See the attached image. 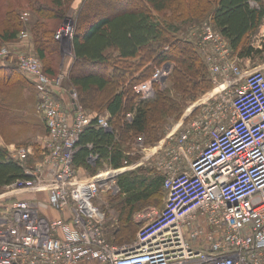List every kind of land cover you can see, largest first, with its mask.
I'll list each match as a JSON object with an SVG mask.
<instances>
[{"label":"built area","instance_id":"1","mask_svg":"<svg viewBox=\"0 0 264 264\" xmlns=\"http://www.w3.org/2000/svg\"><path fill=\"white\" fill-rule=\"evenodd\" d=\"M27 17L23 11L21 18ZM29 42L28 31H21L0 47V60L13 56L33 80L47 134L41 161L24 170L29 178L0 193V264H264V66L243 70L221 34L203 25L205 61L224 87L199 103L197 116L179 134L178 151H169L177 159L184 145L191 160L182 167L163 162V207L134 239L117 245L106 240L104 212L93 200L113 187L122 168L88 177L74 173L76 142L92 116L75 101L73 107L61 103L64 75L46 74ZM167 73V66L154 68L133 91L150 96ZM96 123L109 127L101 114ZM31 152L14 146L9 156L23 161Z\"/></svg>","mask_w":264,"mask_h":264},{"label":"trees","instance_id":"2","mask_svg":"<svg viewBox=\"0 0 264 264\" xmlns=\"http://www.w3.org/2000/svg\"><path fill=\"white\" fill-rule=\"evenodd\" d=\"M75 1L0 0V47L14 42L23 30L31 32L32 52L40 59L43 71L54 75L60 54L58 41L53 37L55 28L73 7L75 25L89 4V0ZM25 10L29 16L23 20L21 13ZM205 18L227 42L230 57L234 52L240 59L260 52L250 42L263 22L264 0H122L121 8L108 15H97L95 19L85 18L79 23L81 32L73 30V61L67 75L68 85L75 92L77 104L92 116L91 122L80 132L72 155L76 175L86 177L97 173L95 169L88 174L81 169V166L91 168L87 158L93 153L107 157L113 168L123 166L124 160L127 163L132 158L123 148L127 138L143 136L147 144H153L165 135L163 126L167 117L180 115L182 104L172 98L170 87L157 90L153 100L135 102L139 96L132 87L151 76L153 65L173 63L169 79L182 103L212 87V81L207 79L208 64L188 35L180 36L189 25ZM80 63L88 65L81 73L76 71ZM6 68L22 71L11 55L0 60V69ZM24 75L34 85L33 80ZM105 111L109 114L110 130L95 128L96 115ZM32 147L34 153L22 162L10 159L8 149L0 144V190L18 179L29 178L24 173L25 166L30 160L43 157L36 145ZM143 171V167L123 171L115 180L119 194L125 195L122 200L129 216V224L121 233H128L129 238L135 237L138 229L131 220L132 212L139 208L136 204L151 196L160 199L166 191L163 172L162 176L150 178L141 173ZM93 202L99 208L102 206L95 198ZM102 227L109 243H120L107 239L105 212Z\"/></svg>","mask_w":264,"mask_h":264},{"label":"rangeland","instance_id":"3","mask_svg":"<svg viewBox=\"0 0 264 264\" xmlns=\"http://www.w3.org/2000/svg\"><path fill=\"white\" fill-rule=\"evenodd\" d=\"M121 2L122 0H89V4L87 5L85 9H83L81 16L78 18V22L76 20V22L74 23L75 25H73V19H72V17L74 16V12H75L74 7L71 8L69 13L65 15L63 19L59 22V24L55 28V32L53 36L58 41V45H59L58 51L60 53L59 59H58L59 66H58V69H56V73L54 75H57L60 73L64 75L62 87H65V88L69 87L67 75L69 73V70H70V67L73 61V57H72L73 55L71 52V39L73 38V30L75 33L81 32V28L79 25L85 18L95 19L97 15H108L113 10H116L117 8H121ZM28 16H29V12H28ZM205 23L212 25L210 20L208 18H205V19H202L201 21H198L196 23L189 25L187 28H185L187 30L184 29L182 32V35H180V36H186V37L187 35H189V38L196 45V49L199 55L203 58L204 62H205V51L203 50V47L201 46V29ZM62 30H65V32ZM63 32L65 34H62ZM28 33L30 34L31 32L28 31ZM263 39H264V19H263L262 24L259 27V31L257 32L256 35H254L251 38V42H250L252 45H254V47H257L258 49H260V52L252 55L251 57L243 58V59L238 58L236 52H234L232 53V57L230 58L233 61H235L239 67H241L243 70H246V71H250L260 66H264V44H262L264 42ZM29 48H31V50H34V41L32 38V33L30 35ZM54 65H56L55 61H54ZM87 66L88 65H86L85 63H80L76 67L77 68L76 71L81 73L85 69L88 68ZM160 66H167L168 73L163 78L162 81L152 85L153 93L145 100L155 99L157 95V90H163V89L170 87V91H171L170 95L172 96V98L179 100V103L181 102L182 107H181L180 115L177 118H174L175 114L167 117L166 123L163 126V128L166 132L165 133L166 137L168 135V137L165 139H168V138L175 139L176 140L175 142H177V140L179 142V134L181 133V131L185 127H188L193 122L195 117L197 116L199 112V108L201 106V104L199 106V103H202L203 100L205 101L206 99H209V97L211 98L212 96H214L215 94H218L222 90L224 85L221 87L219 86L223 83L222 81L223 77L212 74L211 71L209 70V67H207L208 68L207 69V79L212 81V84H213L212 87L206 90H203L202 92L197 94V96L194 99L186 98L185 103L184 102L182 103V101H180L181 98L179 96L180 95L179 92L175 91L171 87L172 85L169 79L171 71H172L173 63L163 62L159 65L155 64L153 65V71H154V68L160 67ZM7 84H12V83H7ZM5 87L6 86H0V88H5ZM89 94H92V92H90ZM89 94L87 95L91 97V95ZM171 134H173V136ZM26 135L27 134H25V136ZM160 140L161 138L158 141L154 142L153 144H147L143 136L141 140L139 139L137 140L136 137H133L131 139L127 138V142L125 144L127 146H130L133 143L136 149L134 150V152L131 151L132 153H134V155H131V157L133 158H138V157L148 158L151 156V155H148L149 152L155 149L154 150L155 154L159 153L157 154L155 158V165L159 168L158 170H160L161 173L162 172L164 173V170L168 171L167 168L165 169L163 165V162H166L165 161L166 159L168 161H171V164L174 165L175 167H182V165H184L187 162V159L181 156L180 153H178L179 157L177 159H173L171 157V154L169 153V151L172 150L173 148L178 151V146L174 144L175 142L173 143L167 142L165 144L164 143L160 144ZM28 141H30L31 143L30 146L29 145H21V146L30 147L31 151L34 153L32 146L36 145L38 148L37 151L39 152V150H41V152H43L42 147H43L44 137L42 136L37 137V135L34 134L32 138ZM154 146L156 148H153ZM10 148H12L11 144L8 145V148H7L8 152L10 151ZM41 159L42 158L39 157V158L30 160L28 165L25 166V169L32 170L35 164H37V162H40ZM110 174H112V172ZM111 183L112 182H110V184ZM5 191H8V190L6 188H3L2 190H0V193L5 192ZM165 194H166V191H165ZM29 195L30 194H25V195L21 194L19 196L28 197ZM163 196H164V191H163ZM122 198L123 196L119 194V188L115 181L112 188H109V189L105 188L104 190L101 191L99 199H98V201L100 200L101 205H102V206L100 205L101 206L100 208L106 214L107 239L120 242L117 245L129 243L132 239H134V237L129 238L128 233H124V234L121 233L123 229L127 227L129 224V221H127V217H129L128 210L127 211L124 210L126 206ZM155 203H157V199L155 197H150L147 201L136 204V207H139V208L135 210L134 212H132L131 220L137 225V227H139L142 223H144L148 219V216L154 215L156 211H159L162 208V207L154 208ZM124 211L126 214L124 213ZM136 231H137V228L135 230V235H136ZM93 264H96V263H93Z\"/></svg>","mask_w":264,"mask_h":264},{"label":"crops","instance_id":"4","mask_svg":"<svg viewBox=\"0 0 264 264\" xmlns=\"http://www.w3.org/2000/svg\"><path fill=\"white\" fill-rule=\"evenodd\" d=\"M79 1L80 0H76L75 2L79 3ZM24 76V73L22 71H19L18 69H0V86H6L5 88H0V144L2 146H5L6 148H8L9 144H11L12 147L21 146L23 145V143H26L28 140H30L34 134L37 135V137H45L47 134V129L43 118L36 110V103L38 99L37 90L35 86L32 85L31 82ZM73 93L75 92L72 88L62 87L61 91L59 92L58 99L61 101V103H63V105L73 107V103L75 101ZM148 97L149 96H139L138 98H136L135 102L138 103L140 100H145ZM102 113L103 114H100L107 119L109 115L108 112L105 111ZM131 114L129 115L130 117ZM94 125L95 128L110 130V127L104 128L96 122L94 123ZM25 134L27 135L25 136ZM167 137L165 135L163 138H161L160 144H165L167 142L173 143L176 141L175 139H165ZM136 139L138 140V137H136ZM125 143L126 142L123 143L125 154L129 156L134 155V153L131 152H134V150H136L133 143L130 146H127ZM174 144L178 145L177 142H175ZM153 148L156 147L154 146ZM157 154H155V151H153L151 154H148L151 155L148 158L132 157L131 161L124 163L123 166L119 167L122 168L120 170V173L123 171L137 170L138 167H143L145 171L141 173H143L146 177L154 178L162 176L160 175L162 173L160 172V170H158L159 168L155 165V158ZM87 159L88 164L91 168H84L83 166H81V169L87 174L92 169H95L96 172L104 171L107 169H115L109 164V160L107 157H100L99 155L93 153ZM137 173L139 174L140 172ZM99 196L100 194L95 197L97 201L99 199ZM123 196L125 195L123 194ZM165 197V191L164 196H162L160 199L155 197L157 199V203H155L154 208L163 207ZM98 202L101 204L100 200ZM45 212L48 214L50 213L53 216H58V213L53 210H47Z\"/></svg>","mask_w":264,"mask_h":264},{"label":"bare ground","instance_id":"5","mask_svg":"<svg viewBox=\"0 0 264 264\" xmlns=\"http://www.w3.org/2000/svg\"><path fill=\"white\" fill-rule=\"evenodd\" d=\"M62 31L65 32V30H62ZM64 32L62 34H65ZM223 85H224V83H222L219 87H221ZM179 150H180L179 153L181 154V156H183L185 159H187L189 161L191 160V158L185 153V147L184 146L181 145L180 148H179ZM153 151L154 150L150 151L149 154H151Z\"/></svg>","mask_w":264,"mask_h":264}]
</instances>
